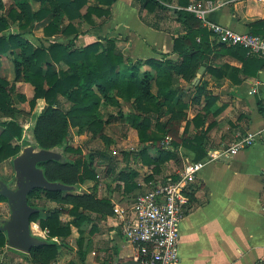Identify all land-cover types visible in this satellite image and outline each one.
Listing matches in <instances>:
<instances>
[{
  "label": "crops",
  "instance_id": "1",
  "mask_svg": "<svg viewBox=\"0 0 264 264\" xmlns=\"http://www.w3.org/2000/svg\"><path fill=\"white\" fill-rule=\"evenodd\" d=\"M156 1L161 8L145 9L138 0H116L107 17L92 16L91 23L83 20L71 22L76 33L70 35L58 33L51 37L45 36L43 28L50 22L49 17L28 28H39L40 33L36 34V37L42 39L43 44L35 45L23 33L21 35L35 47H47L57 42L64 45L70 43L78 49L102 38L113 41L125 59L160 62L163 61L162 56H165L169 61L178 62L180 56L174 51V41L186 36L188 29L183 21L178 19L177 13H189L187 7L190 0ZM199 1L202 4L213 2L217 6L216 10L206 15V21L238 33H250L254 30V23L264 21L262 1ZM33 3L35 9H32V12H35L40 5ZM84 12L85 8L82 10V13ZM189 14L197 21L196 28L205 29L199 19ZM67 25L68 22L65 21L60 29ZM8 33L20 34L12 30L2 35ZM210 39L213 40L212 36ZM217 51L218 49H215L209 57L208 67L216 69L217 74L221 75L220 78L218 75L212 76L205 68L200 79L205 83L207 94L214 98V106L204 113L202 108L205 99H202L199 105L189 104L184 110L185 118L175 127L174 132L165 137L170 139V145H164V138L157 146H147L149 158L157 159L160 148L174 151L171 159L161 164L157 172H154V169L146 166L141 159L134 160L130 155L126 158L124 153L135 154L137 157V153L144 146L139 143L137 133L133 129L138 147L123 152L126 160H132L131 164H101L97 160V154L91 153L94 156L91 169L95 178L85 180L78 189L69 194H91L109 203L112 209H128L138 194L149 191L168 179L174 180L188 162H196L195 152L181 145L182 138L191 140L201 137L206 156L209 151L223 152L239 139L254 134L256 140L252 146L234 156L223 155L220 161L208 163L194 180L188 183L186 193L191 195L193 201H188L179 224V264H264V90L260 88L258 93L249 94L255 83H264V60L258 68L257 65L249 66L244 74L240 60L221 55ZM60 68L65 70L67 67L61 63ZM140 71H150V68L144 66ZM0 78L10 84L14 83L11 57L7 54L1 57ZM14 86L12 101L17 111L15 120L25 128L24 136L29 134L34 118L41 114L46 104L44 100L38 99L31 108L30 100L34 95V88L24 82L14 83ZM185 86V82L178 80V88ZM20 97L25 100L20 101ZM59 103L63 110L68 108L64 98L60 97ZM118 104L119 108H101V115L109 121L103 131L109 143L111 139L107 127L115 124L120 116L126 117V114H129V123V116L135 113L130 103L118 99ZM125 109L127 113H124ZM20 110L28 117L19 118ZM215 112L219 113L214 115ZM197 114L202 115V124L198 127L193 122ZM167 118L165 116L163 120ZM10 119L11 117L0 115V122ZM86 137L92 140L90 135L78 134L77 129L70 130L67 145L79 149L80 157L83 156V151L77 140ZM15 144L19 145L21 150L24 148L20 141ZM112 157L110 155V158ZM76 160L78 158L71 161ZM120 173L128 175L127 182L118 177ZM41 205L48 210L62 209L59 221L62 224H70L68 237L51 238V242L57 246V257L48 264H120L129 260L135 261V248L125 241L120 231V218L113 214V210L112 215L107 216L79 209L78 214L82 218L73 224L75 217L68 213L71 206H61L46 200H42ZM33 224L38 225L36 222L30 223V226ZM35 235L44 236L42 233ZM0 264L33 263L28 253L6 244L0 249Z\"/></svg>",
  "mask_w": 264,
  "mask_h": 264
},
{
  "label": "trees",
  "instance_id": "2",
  "mask_svg": "<svg viewBox=\"0 0 264 264\" xmlns=\"http://www.w3.org/2000/svg\"><path fill=\"white\" fill-rule=\"evenodd\" d=\"M39 3L37 11L32 12L26 1L18 2V12L9 10L6 17L0 15V67L1 57L8 55L14 72V83L24 82L34 88V95L30 100L31 108L36 100L42 99L45 108L36 116L33 126L27 134V142L22 138V127L16 122L17 111L13 107L12 95L15 94L14 83L10 84L0 78V115L11 117L8 121L0 122V164L12 160L21 152L15 142L22 141L24 147L35 145L42 150L54 151L64 157L65 153L81 154L79 149L67 145L71 129H77L78 134H87L91 138L98 137L102 142L109 144V139L103 134L105 125L109 122L101 115V108L112 106L119 108L118 99L130 103L135 113L129 116V124L136 131L139 143L144 145L132 156L134 160L141 159L146 166L157 168L171 159L174 151H165L158 148L159 157L151 159L147 155V146H157L167 135L175 131V127L185 118L184 110L188 105H199L205 99L202 110L209 112L214 106V98L205 91V83L201 80L194 85L196 73L200 67L206 68L212 76L220 78L216 69L208 67V59L215 49L221 55H228L240 60L243 64V73H247L249 66L262 64V59L247 56L241 47H226L211 40V33L205 29L196 28L197 21L192 15L178 12L187 26L186 36L176 39L174 51L180 56L178 62H172L162 56L163 61L146 60L132 61L125 59L111 40L100 38L84 48L78 49L71 44L51 43L47 47H35L21 34L8 33L10 22H23L24 29L34 23H40L51 18L43 28L44 35L51 37L55 34L70 35L76 33L71 22L83 20L91 23V17H107L110 7L116 0H32ZM146 8L159 7L156 0H138ZM91 4V5H89ZM85 8V12L82 10ZM4 10L3 0H0V12ZM65 21L68 25L60 29ZM249 34L264 38V21L254 23ZM197 38L199 41H196ZM104 42V43H103ZM64 63L65 70L60 68ZM148 66L150 71L141 72V68ZM229 68V67H228ZM247 75V74H246ZM178 80L185 82V88H178ZM65 99L68 108L60 107L59 98ZM20 97V101H24ZM220 112V109H219ZM219 112H215L218 114ZM261 112H263L261 110ZM168 117L163 120L164 117ZM202 115L197 114L193 122L198 127L202 124ZM110 118V117H109ZM181 145L195 152V161L205 156L201 137L194 139L182 138ZM174 149L176 144L174 143ZM200 152V154H199ZM93 155L87 160H68L64 163L48 161L38 167L44 178L50 183H60L69 186L72 190L85 180L94 179L91 169ZM127 182L128 175H118ZM176 179V178H175ZM0 182L5 183L0 179ZM7 184V183H5ZM188 201L193 198L188 195ZM42 200L71 206L68 213L75 217L72 222L80 220L78 210L92 211L101 215H112L109 203L97 199L91 194H69L60 192H45L36 190L29 194L28 205L38 213L30 218V223H38L42 230L48 231L45 246L35 247L28 253L33 264H48L57 257V246L51 238H66L70 235V224L59 221L61 210H48L41 205ZM0 203L7 201L0 195ZM5 223L0 219V226ZM42 240V239H41ZM7 244L5 233L0 231V249Z\"/></svg>",
  "mask_w": 264,
  "mask_h": 264
},
{
  "label": "built area",
  "instance_id": "3",
  "mask_svg": "<svg viewBox=\"0 0 264 264\" xmlns=\"http://www.w3.org/2000/svg\"><path fill=\"white\" fill-rule=\"evenodd\" d=\"M216 8L213 2L202 4L199 0H190L187 11L204 24L216 44L241 47L247 56L264 60V38L249 33H238L206 21V15ZM260 88L264 90V83H255L249 94L258 93ZM255 136L248 134L223 152L209 151L202 160L188 162L176 179H168L153 189L138 194L130 208L113 207V214L120 218L121 234L125 241L135 248V261L141 264H179V224L188 204V183L193 181L208 163L220 161L223 155L234 156L252 146L256 140ZM164 145H170L168 137L165 138ZM32 226L39 232H33ZM32 226L30 232L34 237L44 240L48 238L47 230L40 229L37 224ZM35 233H42L44 236L38 237Z\"/></svg>",
  "mask_w": 264,
  "mask_h": 264
},
{
  "label": "water",
  "instance_id": "4",
  "mask_svg": "<svg viewBox=\"0 0 264 264\" xmlns=\"http://www.w3.org/2000/svg\"><path fill=\"white\" fill-rule=\"evenodd\" d=\"M205 68L200 67L196 73L194 85H198ZM48 161L64 163L61 154L47 151L35 145L24 147L18 156L12 160L14 171V189L0 182V195L6 199L10 210V217L0 226V231L5 233L7 244L21 252L29 253L31 249L45 246L46 241L34 237L30 232V218L38 213V210L28 205V196L36 190L45 192L70 193L72 188L60 183H50L43 175L39 164ZM120 264H141L138 261L129 260Z\"/></svg>",
  "mask_w": 264,
  "mask_h": 264
},
{
  "label": "rangeland",
  "instance_id": "5",
  "mask_svg": "<svg viewBox=\"0 0 264 264\" xmlns=\"http://www.w3.org/2000/svg\"><path fill=\"white\" fill-rule=\"evenodd\" d=\"M22 1H26L30 5L31 10L35 9L32 0H3L4 10L0 12V15L6 17L9 10L11 9L18 12L19 8L17 7V3ZM31 4L33 7L31 6ZM22 24L23 22L19 21L10 22L8 32H12L13 30L14 33H23L26 38L30 39L35 45L43 44V42L41 41L42 39L36 37V34L40 33L38 27L33 29L30 28L28 30V28L24 29L22 27ZM124 113H127V109H125ZM126 115V117L124 115L122 117L120 116V118H118V121H116L115 124L107 127L109 130L108 134L110 135L111 143L106 144L100 141V139L89 140V137H86L84 139L77 140L78 146H81L82 148L83 156L80 157L79 154L77 155L74 153H65L64 157L68 160H75L77 158L86 160L91 153H95L97 154V160L101 164L115 163L119 166H121L122 162L123 164H131L132 160H126L123 157V152L131 149H137V145L139 143L136 142L135 131L132 127L129 126L130 124L127 122V117L129 114ZM18 116L22 119L28 117L27 114H24L22 110H20V114H18ZM21 127L22 130H25L23 125ZM23 139L25 140V142H27V134L23 136ZM20 143L24 145L22 141H20ZM110 155H112L113 157L110 158ZM13 178L14 171L12 168L11 160L2 162L0 164V179L3 180L5 183H11L13 182ZM9 217L10 210L8 205L6 203L1 204L0 219L6 221L9 219Z\"/></svg>",
  "mask_w": 264,
  "mask_h": 264
},
{
  "label": "flooded vegetation",
  "instance_id": "6",
  "mask_svg": "<svg viewBox=\"0 0 264 264\" xmlns=\"http://www.w3.org/2000/svg\"><path fill=\"white\" fill-rule=\"evenodd\" d=\"M14 183H15V178H13V182H11V183H7V185H8L10 188L14 189Z\"/></svg>",
  "mask_w": 264,
  "mask_h": 264
},
{
  "label": "bare ground",
  "instance_id": "7",
  "mask_svg": "<svg viewBox=\"0 0 264 264\" xmlns=\"http://www.w3.org/2000/svg\"><path fill=\"white\" fill-rule=\"evenodd\" d=\"M31 229H32L33 232H39L34 226H32Z\"/></svg>",
  "mask_w": 264,
  "mask_h": 264
}]
</instances>
